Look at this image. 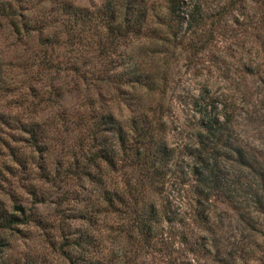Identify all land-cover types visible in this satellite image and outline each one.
Masks as SVG:
<instances>
[{"label":"rangeland","instance_id":"obj_1","mask_svg":"<svg viewBox=\"0 0 264 264\" xmlns=\"http://www.w3.org/2000/svg\"><path fill=\"white\" fill-rule=\"evenodd\" d=\"M0 1L6 8L0 12V198L9 209L18 203L29 213L2 228L0 264H70V254L102 264H167V258L172 264H219L216 239L224 251L245 247L246 260L236 257L241 264H264V212L258 209L264 206L263 179L225 157L224 176L234 196L227 200L234 201L219 192L208 204L198 199L190 167L202 160L192 150L196 108L213 96L211 111L225 104L231 115L232 141L264 168V0H175L173 13L167 0H146L142 31L105 57L96 47L104 26L84 31L90 46L69 47L61 22L65 11L57 21L52 14L70 2L101 15L106 0ZM193 3L195 17L204 16L199 24L188 18ZM54 31L60 42L42 43ZM107 57L114 62L98 79ZM72 63L77 89L71 87ZM134 68L148 78L123 76ZM59 86L63 105L54 93ZM80 105L83 113L112 112L125 127L138 112L159 118L173 157L155 200L102 198V189L121 188L132 171L101 161L99 168L87 164L86 174L88 135L73 125L67 129L69 114L59 115L65 106ZM33 122L44 129L34 139L28 127ZM73 158L77 166L70 165ZM149 201L166 206L172 218L146 241L132 223V209ZM204 206L212 231L197 220V208ZM86 234L89 241L80 237Z\"/></svg>","mask_w":264,"mask_h":264},{"label":"trees","instance_id":"obj_2","mask_svg":"<svg viewBox=\"0 0 264 264\" xmlns=\"http://www.w3.org/2000/svg\"><path fill=\"white\" fill-rule=\"evenodd\" d=\"M175 0H167L168 11L175 12ZM105 7L101 15L91 13V10L73 5L70 2L60 3V9L52 14L53 20H59L61 15L63 19L62 28L66 33L65 43L69 47L85 48L88 42L85 41L84 31L93 29L98 23L106 28V32L102 35L99 33L96 40L97 53L105 57L109 50L115 53L120 43L125 42L130 35H134L142 31L144 24L147 22L148 5L146 0H106L103 4ZM196 5L193 3L189 10V19L194 23H201L202 17H195ZM5 4L0 1V12L5 11ZM61 10L65 11L61 14ZM100 12V10L98 11ZM157 15V14H156ZM83 32V34H81ZM61 34L57 31L46 33L42 39V43L60 42ZM91 45V44H90ZM89 45V46H90ZM114 62V57L105 58L104 66L98 72L96 78H102V75L108 70V66ZM107 65V67H106ZM60 68L57 67L56 71ZM73 71L70 80L71 87L77 89L78 82L75 81V72L78 71L77 66L72 63L69 67ZM139 69H130L124 77H128L132 81H139L148 78L147 74ZM122 74V73H121ZM81 77H87V73H79ZM61 87H54V93L58 97L61 105L64 104L65 93L60 92ZM213 97V96H212ZM208 97V101L203 107H197L199 116L195 120V137L197 142L193 146V152H196L197 157L202 160L195 161L191 164L193 173L196 174V191L198 199L204 203L208 202L211 195L221 193L225 199H232L233 189L229 187L227 179L224 176L223 168L226 166L224 158L227 157L237 166L250 168L257 176H260L264 181V168L260 161L247 151L244 146L236 144L232 141L229 122L231 115L228 113V108L222 104L220 111L212 112L211 108L216 107L214 99ZM65 106L59 115H67V129L75 126L76 129L82 130L88 135V144L83 152L85 172L88 175L90 164L92 166L101 167V161H104L109 168L120 169V167L130 168L132 171L131 177H128L121 188H105L102 189V198L104 200H155L156 193H160L163 186L164 177L169 170L170 161L173 157V147L169 144L162 133V122L154 115H148L146 112H138L131 115L129 126L125 127L112 112L100 110L83 113L82 106ZM72 115V116H71ZM24 125V124H23ZM71 126V127H70ZM29 133L33 138L39 132H43L39 122H33L29 126ZM202 151V156L200 152ZM233 152V154H230ZM77 158L71 160L70 165H76ZM151 197V198H150ZM200 201V200H199ZM234 201V200H227ZM110 202V203H111ZM261 203V200H259ZM236 205V204H235ZM237 206V205H236ZM207 208V207H206ZM258 209L264 212V206H258ZM133 225L136 231L140 234L141 239L151 241L158 234V227L164 220H170L171 211L166 206H157L155 201H149L145 207L138 209L137 212L133 208ZM29 216L25 212L22 204L14 203L13 208L9 209L4 201L0 198V245L2 244L1 231L3 227H12L16 223L23 222ZM209 212L205 211L204 207L197 208V220L202 221V227L209 231ZM262 233V243H264V230ZM203 236V234H200ZM200 236V237H202ZM85 241H89V234L81 235ZM87 237V238H86ZM198 237V238H200ZM212 245L216 246L215 258L219 264H241V260H236L240 257L246 260L245 247L235 248V250H221L219 240H214ZM224 253H222V252ZM248 252V251H247ZM70 264H102L98 258L92 256L68 255ZM173 258H167V264L173 263ZM243 260V261H244ZM190 260H186V264H190Z\"/></svg>","mask_w":264,"mask_h":264}]
</instances>
